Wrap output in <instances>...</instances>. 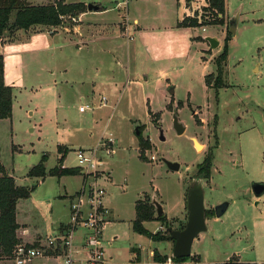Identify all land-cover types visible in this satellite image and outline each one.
<instances>
[{
  "label": "rangeland",
  "instance_id": "rangeland-1",
  "mask_svg": "<svg viewBox=\"0 0 264 264\" xmlns=\"http://www.w3.org/2000/svg\"><path fill=\"white\" fill-rule=\"evenodd\" d=\"M57 1L27 3L40 6ZM61 1L84 2L85 10L88 5L106 8L102 16L107 22L105 35L94 37L79 51L67 47L65 34L73 33L75 23L65 17L54 28L65 34L60 31L54 42L23 36L9 47L14 52L5 50L4 84L12 87L11 117L0 121V164L6 174L17 186L31 187L35 180L27 172L44 155L47 169L58 165L59 149L66 151L65 165L76 167L77 150L97 148L101 140L112 137V151L98 154L110 173L109 180L103 175L98 184L105 187L104 204L112 215L102 231L105 258L111 256L112 264H157L150 255L155 250L167 257L165 264H172L174 243L151 242L133 232L134 205L137 200L154 198L172 222L169 227L156 220L143 226L168 236L169 228L185 227L187 208L182 215V198L186 203V192L197 180L202 183L203 205L209 214L207 231L193 240L185 264H194L197 258L198 264H264V195L256 200L251 190L252 183L264 182V0H225L229 17L242 15L235 35L225 19L220 26L182 32L170 27L176 19L180 22L195 14L212 21L211 13L204 11V0L187 6L186 0H177V5L174 0L172 12L168 9L172 0ZM127 11L130 16L140 12L141 24L149 27L139 38L133 28L130 36L126 28H118ZM15 33L6 35L0 44L10 42ZM204 37L215 38L219 46L210 49ZM226 38L230 40L222 62L223 85L216 90L215 60ZM177 40L186 44L182 55ZM207 75H211L208 86ZM101 97L108 100L107 107H97ZM85 105L95 109L79 112ZM174 113L185 127L183 135H176L172 128ZM140 139L145 145L142 149ZM209 156V176L203 179V163ZM163 160L176 163L178 170L170 171ZM57 180L47 177L37 192H31L24 206L29 211L26 221L40 216L33 206L45 193L56 192L62 184L71 193L81 185L80 176H66L60 184ZM225 201L231 205L215 219L214 208ZM50 253L61 255L47 250L45 256ZM137 253L140 262L134 261ZM29 264L64 262L63 256L38 257Z\"/></svg>",
  "mask_w": 264,
  "mask_h": 264
},
{
  "label": "trees",
  "instance_id": "trees-1",
  "mask_svg": "<svg viewBox=\"0 0 264 264\" xmlns=\"http://www.w3.org/2000/svg\"><path fill=\"white\" fill-rule=\"evenodd\" d=\"M193 0H186V6ZM204 11L211 13L212 21H207L205 15L198 17L185 16L176 26L178 28H195L206 25H222L225 17V0H204ZM85 12L84 5L82 3L65 4L63 1L58 0L54 4L30 6L27 0H0V41L5 38L6 35H13L17 31L27 30L35 26H44L49 28H57L62 19L65 17L76 18L80 13ZM219 17V18H218ZM226 38L224 41V47L221 55L215 60L216 75L213 87L218 90L222 88V62L226 60L228 54V41ZM211 75L205 76L206 86L210 83ZM12 87L4 84V67L3 57L0 55V121L7 120L12 114ZM139 145L142 148L145 145L142 139L139 140ZM58 153L62 156L58 160V165L53 169L46 170L45 164L47 157L44 155L40 162L33 166L27 175L30 178L44 179L45 176H53L62 178L63 176H81L79 170L76 168H64L62 167V161L64 160L65 151L58 150ZM141 156V155H140ZM211 156L207 157L204 161L205 174L203 179H207L209 176V166ZM34 187H19L15 184V180L12 176L7 175L4 167L0 164V259L11 260L13 258L15 247L22 245L16 237V231L18 225L16 223V204L19 200H26ZM135 208V220L132 222V230L136 234L144 236L154 241L169 240V235L165 236L161 232H155L152 234L144 226L143 222H152L156 220L161 225H169L166 223L164 215L154 217L156 214L155 207L151 205V202L144 200H137L134 205ZM209 214L205 212V218ZM184 229V228H183ZM180 229V230H183ZM171 230L170 228L168 231ZM170 241V240H169ZM172 242V241H171ZM173 243V242H172ZM167 257L160 256L155 250L152 254V261L157 264H165ZM187 258H171L172 264H185ZM198 264L199 260L196 259Z\"/></svg>",
  "mask_w": 264,
  "mask_h": 264
},
{
  "label": "crops",
  "instance_id": "crops-1",
  "mask_svg": "<svg viewBox=\"0 0 264 264\" xmlns=\"http://www.w3.org/2000/svg\"><path fill=\"white\" fill-rule=\"evenodd\" d=\"M64 3L65 4H76V3L86 4V3L80 2V1L72 2V3H66L64 1ZM175 4L177 5V0H176ZM94 6H96V5H94ZM168 6H169L168 7L169 12H172L173 6H174V0H172L169 3ZM106 12H107L106 8L94 9L92 11H88L86 9L85 12L80 13L78 16H76L75 19H77V21L72 26L73 33L72 34L70 33L69 35L65 34L64 31H61L59 29L57 30V29H54V28H50V30L47 31V30H45L46 27H44V26H36V27H31V28H29L27 30L17 31L14 34V35H16L15 36L16 39H15V37L14 38L11 37L12 40L10 42H6L5 44H3V43L0 44V55L2 57H4L3 53L5 52V50H7V51L11 50V49H9V47L14 46L13 44H16V42H18L17 40H19L20 38L22 39L23 36H28L30 38L31 37L32 38H34V37H36V38H41V37L45 38L46 37V38L49 39V43H50V42H54L55 41L54 39L58 35V33H60V31L63 32V34L67 35V37L65 36V40H64L67 47H73V48L75 47L76 50L78 49V51L83 49V48H87L90 43L94 42V37L97 36V39H95V40H98V38L103 37L105 35L104 34L105 31H104L103 28H105L107 26V22L104 21L102 16L107 14ZM139 16H140V12L134 11L131 14V16H130V13L127 11L126 17L124 19V22L123 23H121V22L117 23L118 24V28H120L122 30L124 28H126L128 36H130V34H131L129 32V30L133 28L132 29L133 34H136V37L139 38L140 35L141 36L144 35L149 30L148 29L149 27L147 28V27H145V26H143L141 24L142 21L140 20L141 18ZM224 19L228 21V25L233 19H235L236 28H235V33L232 34V35H235L237 30L239 29V22L242 19V15L238 13V15H235L233 17H229V14H227L226 7H225V17H224ZM130 22H131V24H130ZM178 22H179V20L176 19V21L174 23H172V25L170 27L176 28L178 30V32H182V31H184V29H188L189 28V27L178 28V26H176ZM32 28H35V29L32 30ZM42 28H44V29L42 30ZM229 28H230V26H229ZM22 33H24L25 35H22ZM120 35H121V33H120ZM122 37H123V35H122ZM126 40H129L131 42V40H133V39L132 38L131 39L128 38ZM191 41H196V40L192 39ZM176 42L178 44H181V46L179 48V53L182 55L185 52L186 44L185 45L182 44V42L180 40H177ZM138 45L139 44H135L134 46L137 47ZM147 51L148 50H146V52ZM11 52H14V51L11 50ZM118 63L119 62L116 61V64H118ZM64 70H66V69H64ZM115 86H117V83H115ZM81 100H83V98H81ZM106 101H107V104H108V100L107 99H106ZM113 147H115V146H113ZM113 147L111 148L110 151H112ZM88 149H93V148H88ZM65 155H66V151H65ZM65 159H66V156L64 157V160ZM64 160L62 161V167H64V168H76V167H67L65 165ZM45 167H46L47 171L54 168L53 167V168H48L47 169L46 164H45ZM99 171L102 173L100 175V177H99V181L102 179L103 175H106L105 178L107 180L110 179V173H109L108 169L106 168L105 164H102L100 166ZM217 172L220 173V172H224V171L222 170V171H217ZM47 177H53V176H48L47 175L42 180L41 179H37V178H32V179L35 180V184L33 185L34 189L32 190V192L33 191H34V193L37 192V190L45 183V180H46ZM65 177L66 176H63L62 178L55 177V178L58 179L57 180V184H60V182L63 181V179ZM74 177L75 176H73V178ZM80 178H81L80 187L77 188L76 190L72 191L71 193H69L66 190L64 184H62V187L60 189H57L56 192L45 193L43 198H41L39 200H36L34 202L35 205L33 206V210L34 211H38V212H36V215L38 214L41 217L40 216H36V218L34 217V220L31 221V222L30 221H26V218H28L29 211L27 209L28 207L27 208L24 207L25 205L29 204V203L26 204V201L28 199H30L31 194L26 200H19L17 202L15 211H16V223L18 225V230L16 231V237L19 240L20 244H23V245H26V246H28V245H30V246L39 245L38 248H41V246L43 244H46V240L50 236L52 237V236H57V235H60V234H64V232L66 231V227H67L68 221H69V217H70V210H69L70 205L72 204V202H75V200L77 199L78 195L81 192L80 191L81 187L84 184L83 177L80 176ZM257 183H260V182H257ZM103 188L105 190V187H103ZM186 194H187V192H186ZM263 195H261V196H263ZM259 199H261V197L260 198H256V200H259ZM105 202H106V198H105ZM203 202H204V200H203ZM229 202H228V205L230 206L231 202H230V204H229ZM224 203H226V201ZM218 205H220V204H218ZM254 205H258V204L254 203ZM181 207L183 209V212H182V215H183L185 208H187L186 203L183 200V198H182V202H181ZM41 209L44 211V215L43 216L41 215V211H40ZM81 209L83 211H85V212L87 211L85 209L84 205H81ZM110 215H111V211H110ZM163 215H164V217L166 219V223L169 224V221H171V220L167 218V216L164 213V210H163ZM111 216H109V218ZM111 219H112V217H111ZM215 219H218V218L215 217ZM134 220H135V217H134ZM205 222H206V219H205ZM143 223H146V222H143ZM159 229L162 230L161 227ZM151 233L154 234L155 232H151ZM85 234H86V232L83 229L82 230H78L74 234V236H73V245L72 246H73V249L75 251H79V252L82 251L81 250L82 247H83L82 243H83ZM135 250L136 249H132V251H134V252H135ZM152 254H153V252H150L151 259H152ZM52 255H55V256H52ZM74 255L78 256V258H77L78 263H75V264H79L81 261L84 260V256L85 255H84L83 252H81L80 254H74ZM57 256H59V254L50 253L48 256H45L43 258L47 259L48 257L51 258V257H57ZM135 256H136V258H135L134 261L135 262H140V258H139L140 257V253L135 254ZM106 260H107V263L112 264L111 263V260H112L111 256L106 258ZM0 264H13V261L7 260V259H0Z\"/></svg>",
  "mask_w": 264,
  "mask_h": 264
},
{
  "label": "built area",
  "instance_id": "built-area-1",
  "mask_svg": "<svg viewBox=\"0 0 264 264\" xmlns=\"http://www.w3.org/2000/svg\"><path fill=\"white\" fill-rule=\"evenodd\" d=\"M73 23L77 19L70 18ZM97 107H106L107 101L101 97ZM93 110L94 106H80L79 112L85 110ZM112 137L105 138L100 141L97 148L79 149L75 152L77 166L76 169L82 174L84 184L81 192L75 202L70 205V219L68 221L64 234L50 236L46 240V244L41 248L26 247L24 245L16 246L13 253V264H29L38 257H45L47 250L59 251L63 256L64 264H75L78 261L74 258V254L84 253V260L79 264H109L105 258L104 245L102 243V231L104 225L108 223L110 210L105 206L104 199L106 191L98 184L102 173L99 171L103 164L100 156L101 151L107 153L114 146ZM154 156L150 160H154ZM83 203V204H82ZM81 205L85 206L86 212L81 209ZM85 230L86 234L82 243V251L73 249V236L78 230ZM139 264V263H137Z\"/></svg>",
  "mask_w": 264,
  "mask_h": 264
},
{
  "label": "water",
  "instance_id": "water-1",
  "mask_svg": "<svg viewBox=\"0 0 264 264\" xmlns=\"http://www.w3.org/2000/svg\"><path fill=\"white\" fill-rule=\"evenodd\" d=\"M92 9L94 10L95 7L91 5L87 6L88 11H91ZM235 23V19H233L229 23V32L231 34L235 33ZM203 40L207 44H209L210 49H215L219 46L218 41L213 37H204ZM172 117V128L175 131V134L179 136L183 135L185 127L178 120V117H176L175 113L172 115ZM135 133L136 135H138L137 128L135 130ZM161 140H164V138H161ZM192 142L195 147L197 141L195 139H192ZM163 162L170 171H177L179 168V165H177L176 163H169L165 160H163ZM251 190L255 198H260L261 195L264 194V182L252 183ZM151 205L155 207L156 216L163 215V207H161V205L157 201H155L154 198L151 201ZM186 206L187 218L184 229L168 231L169 240L174 243L171 258H188L191 255L193 240L197 238L199 234L207 231L205 224V206L203 205V188L200 180H197L190 185L189 190L187 191ZM228 206V202L217 205L214 208L215 217L220 218L221 216H223Z\"/></svg>",
  "mask_w": 264,
  "mask_h": 264
},
{
  "label": "bare ground",
  "instance_id": "bare-ground-1",
  "mask_svg": "<svg viewBox=\"0 0 264 264\" xmlns=\"http://www.w3.org/2000/svg\"><path fill=\"white\" fill-rule=\"evenodd\" d=\"M195 148H196V150H200L201 146L196 142Z\"/></svg>",
  "mask_w": 264,
  "mask_h": 264
}]
</instances>
